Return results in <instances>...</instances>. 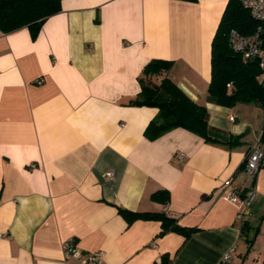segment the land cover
I'll return each mask as SVG.
<instances>
[{
    "label": "crops",
    "instance_id": "1",
    "mask_svg": "<svg viewBox=\"0 0 264 264\" xmlns=\"http://www.w3.org/2000/svg\"><path fill=\"white\" fill-rule=\"evenodd\" d=\"M228 1L62 0L36 37L0 31V264H87L65 258L70 239L103 252L100 264L264 263V163L254 179L242 170L264 108L207 101ZM155 59L174 63L155 80L171 79L238 145L183 128L145 137L159 110L131 102ZM159 191L167 204L152 200ZM121 209L197 232L159 236L160 222L129 224Z\"/></svg>",
    "mask_w": 264,
    "mask_h": 264
},
{
    "label": "trees",
    "instance_id": "2",
    "mask_svg": "<svg viewBox=\"0 0 264 264\" xmlns=\"http://www.w3.org/2000/svg\"><path fill=\"white\" fill-rule=\"evenodd\" d=\"M183 1L196 3L199 0ZM61 2L62 0H0V31L9 34L27 27L33 37H36L44 22L61 12ZM260 26L263 28L264 42V23L254 20L238 0L228 1L212 42V75L208 102L224 107L255 103L264 108V88L259 80L261 69L258 61L244 63L229 43L232 30L249 36ZM173 65L174 63L168 60H152L145 67L143 77L139 79L141 92L131 104L159 110L158 116L147 127L145 137L154 141L173 129L183 128L201 136L207 142L238 145L241 137L212 128L209 125L208 109L192 100L171 79L164 77L159 82L155 80L169 72ZM244 168L245 164L242 170ZM151 198L155 202L167 204L170 194L167 191H159ZM120 212L129 224L137 220L160 222L162 232L159 236L177 233L185 239H190L197 232V229L180 226L176 219L165 213H139L124 209ZM250 230V225L244 223L243 233ZM247 242L251 246L253 240L247 239ZM155 264H172L170 255L164 254Z\"/></svg>",
    "mask_w": 264,
    "mask_h": 264
},
{
    "label": "built area",
    "instance_id": "3",
    "mask_svg": "<svg viewBox=\"0 0 264 264\" xmlns=\"http://www.w3.org/2000/svg\"><path fill=\"white\" fill-rule=\"evenodd\" d=\"M244 9L248 10L253 19L264 23V0H238ZM263 28L260 26L258 30L249 36H243L236 30H232L229 34V43L232 50L241 56L244 63L258 61L261 69L259 76L260 83L264 88V47H263ZM39 83H42L41 81ZM264 163V128L261 130L255 143L251 146L250 152L247 156L243 174L250 179L256 178L262 164ZM107 177L112 178L113 173H108ZM256 191L252 189L243 199L244 204H249L254 201ZM229 202L236 200L235 196L228 198ZM66 259H79L85 261L87 264H100L104 257V253L94 252L85 255L77 246L74 239L68 240L63 245ZM230 257V256H227Z\"/></svg>",
    "mask_w": 264,
    "mask_h": 264
}]
</instances>
